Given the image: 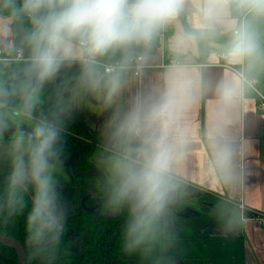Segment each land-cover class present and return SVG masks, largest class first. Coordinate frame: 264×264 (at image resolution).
<instances>
[{"label": "clouds", "instance_id": "clouds-1", "mask_svg": "<svg viewBox=\"0 0 264 264\" xmlns=\"http://www.w3.org/2000/svg\"><path fill=\"white\" fill-rule=\"evenodd\" d=\"M257 101L264 0H0V212L30 201L28 239L60 235L65 133L96 103L108 203L128 212L125 247L140 248L183 196L194 136L206 167L229 176L239 155L230 122Z\"/></svg>", "mask_w": 264, "mask_h": 264}, {"label": "crops", "instance_id": "crops-1", "mask_svg": "<svg viewBox=\"0 0 264 264\" xmlns=\"http://www.w3.org/2000/svg\"><path fill=\"white\" fill-rule=\"evenodd\" d=\"M210 74L217 75L218 71ZM255 107L254 112L241 110L230 122L228 134L236 141L239 155L236 171L227 177L206 167L207 149L194 136V147L184 166L183 194L202 198L215 217L214 221L210 220L205 213L193 209L200 214L192 215L196 217L189 221L191 238L203 239L204 247L188 242L184 250H173L188 264H264V224H261L264 218V112L259 108V101ZM209 111V102L194 110L191 116L194 128L203 126ZM88 119L87 126H97L94 115L88 114ZM5 163V160L0 162V174L6 170ZM182 207L179 203L175 206ZM230 228H235V232L231 233Z\"/></svg>", "mask_w": 264, "mask_h": 264}, {"label": "trees", "instance_id": "trees-1", "mask_svg": "<svg viewBox=\"0 0 264 264\" xmlns=\"http://www.w3.org/2000/svg\"><path fill=\"white\" fill-rule=\"evenodd\" d=\"M92 141L93 136L83 124L70 123L65 133L64 164L61 167L70 168L68 158L75 151L78 152L76 173H89L93 167L90 151L96 147ZM72 174L68 183L60 185L65 215L59 221L60 235L54 240H42L36 245L28 239L26 215L31 207L30 201L28 207L14 216L0 212V235L13 238L22 245L26 252L24 264H188L173 250L166 249L162 229L154 240L140 248H126L124 239L128 212L109 206V185L105 198L102 178L98 177V183H101L99 189L89 180L90 176ZM88 191L95 195L86 194ZM110 209L117 210V213L108 215ZM37 249L40 253L36 255L34 252ZM0 264H18L15 249L0 244Z\"/></svg>", "mask_w": 264, "mask_h": 264}, {"label": "rangeland", "instance_id": "rangeland-1", "mask_svg": "<svg viewBox=\"0 0 264 264\" xmlns=\"http://www.w3.org/2000/svg\"><path fill=\"white\" fill-rule=\"evenodd\" d=\"M95 107H97L98 112L96 111ZM88 114L94 115V119L97 121V126H86L88 130L93 134L95 140H96V148L92 149L91 156H90V162L93 165L90 172L87 174H82V177L90 176L89 180L93 183L95 187H98L100 189V184L98 183V177L91 175L92 172H100L104 176L106 175L107 181H108V173L104 167L105 163V153L103 151L104 147V137L102 133V127L99 124V120L101 119L100 115V109L98 104L96 103H87L85 104L81 109H79L76 114L75 118L80 117L84 119L85 122H88ZM3 161L0 159V162ZM5 169L7 168V164L5 163ZM71 170L70 168L65 167H59L57 169V175L59 176V183L60 185L63 183H68L71 178ZM73 175V174H72ZM104 185V184H103ZM109 185V182H108ZM86 194H89L91 196H94V192L88 191ZM183 194L182 198L179 201V204H182L183 207L181 209L174 208L170 216L164 221L163 223V235L167 237H172L171 239L167 238L165 239L166 249L168 250H174L175 248H179L180 250H184V246L186 243L190 242L194 246H203V239H192V226L190 225L189 221L193 220L192 215L200 214L199 212H196L193 210L194 208H197L198 211L205 213V215H208V218L210 220L213 219L214 221V214L213 212L209 211L206 207L205 203L203 202L202 198H199L198 196H191ZM184 197V198H183ZM189 205V207H185L184 205ZM115 213H117V210L110 209L108 212V215L112 216ZM175 215H178L179 218H176ZM231 233L235 232V228L228 229ZM202 247V249H203ZM204 250V249H203ZM28 254H30V251H27ZM36 255L40 252L36 250L34 252Z\"/></svg>", "mask_w": 264, "mask_h": 264}, {"label": "water", "instance_id": "water-1", "mask_svg": "<svg viewBox=\"0 0 264 264\" xmlns=\"http://www.w3.org/2000/svg\"><path fill=\"white\" fill-rule=\"evenodd\" d=\"M75 122H77L76 119H74ZM79 122V121H78ZM80 123V122H79ZM90 132V131H89ZM91 133V132H90ZM76 157V154H73L69 157L68 161L71 165V169L73 171L74 169V164H73V159ZM105 183V181H104ZM59 223V222H58ZM60 227V226H59ZM0 244L4 245V246H8L11 247L13 249H15L16 254H17V259H18V264H24V260H25V256H26V252L25 249L22 247V245L15 239L13 238H8V237H2L0 236Z\"/></svg>", "mask_w": 264, "mask_h": 264}, {"label": "flooded vegetation", "instance_id": "flooded-vegetation-1", "mask_svg": "<svg viewBox=\"0 0 264 264\" xmlns=\"http://www.w3.org/2000/svg\"><path fill=\"white\" fill-rule=\"evenodd\" d=\"M74 119H76L77 120V122L76 123H79L80 122V124H83V126H87L86 124H85V121H83V120H81V118L80 117H77V118H75L74 117ZM79 121V122H78ZM86 129H87V131H88V133L89 134H91L92 136H93V134L92 133H90L89 132V130H88V128L86 127ZM93 138H94V136H93ZM92 143L94 144V145H96V140H95V138H94V142L92 141ZM96 147L94 146V148L93 149H95ZM73 153H75L76 154V157L73 159V163H74V165L76 166V163H77V160H78V152H75V151H73L72 153H71V155L73 154ZM70 155V156H71ZM69 156V157H70ZM70 167H71V165H70ZM76 172V171H75ZM96 172V171H95ZM95 172H92L91 173V175H93V176H96L94 173ZM4 173V172H3ZM2 174V173H1ZM77 174V173H76ZM76 174H74V175H76ZM76 176H82V175H80V174H77ZM97 177H99V178H102V180H103V188H102V191H103V195H104V197L106 198L107 197V185H108V181H107V177H106V175L104 176V175H101V176H97ZM104 181H105V183H104ZM104 186H106V191H104ZM96 201H98V200H96Z\"/></svg>", "mask_w": 264, "mask_h": 264}, {"label": "bare ground", "instance_id": "bare-ground-1", "mask_svg": "<svg viewBox=\"0 0 264 264\" xmlns=\"http://www.w3.org/2000/svg\"><path fill=\"white\" fill-rule=\"evenodd\" d=\"M73 154H75V153H73ZM72 154V155H73ZM69 159V158H68ZM69 162V161H68ZM70 164V163H69ZM74 164V163H73ZM70 170H71V172L73 173V174H76V172H75V165H74V169H73V171H72V169H71V167H70ZM96 176H101V175H103V174H101L100 172H95L94 173ZM77 175V174H76ZM104 191H106V186H104ZM59 233H60V229H61V224L59 223ZM0 236H2V235H0ZM2 237H4V236H2ZM55 238H53V239H51V241L52 240H54ZM25 258H26V256H25Z\"/></svg>", "mask_w": 264, "mask_h": 264}, {"label": "built area", "instance_id": "built-area-1", "mask_svg": "<svg viewBox=\"0 0 264 264\" xmlns=\"http://www.w3.org/2000/svg\"><path fill=\"white\" fill-rule=\"evenodd\" d=\"M259 108L262 112H264V102L259 101ZM261 224H264V218H262Z\"/></svg>", "mask_w": 264, "mask_h": 264}]
</instances>
